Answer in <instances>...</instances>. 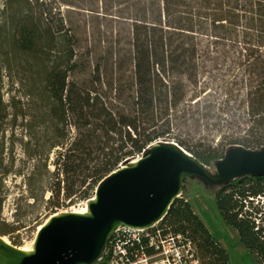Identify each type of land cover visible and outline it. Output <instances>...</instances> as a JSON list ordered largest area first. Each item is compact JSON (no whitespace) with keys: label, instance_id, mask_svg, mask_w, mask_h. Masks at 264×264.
Masks as SVG:
<instances>
[{"label":"trees","instance_id":"1","mask_svg":"<svg viewBox=\"0 0 264 264\" xmlns=\"http://www.w3.org/2000/svg\"><path fill=\"white\" fill-rule=\"evenodd\" d=\"M139 10L133 23V100L125 112L112 107L109 90L113 89V79L100 74L99 69L88 84L70 79L76 70V53L64 26L49 24L47 0H4L0 84L6 76L9 92L19 84L24 96L37 98L38 110L27 129L30 142L34 140L35 148H40L30 155L42 162L48 178H59V193L65 190L73 202L92 197L100 182L124 162L147 154L152 144L171 137V124L168 119L163 121L161 109L167 103L163 80L167 29L264 45V0H140ZM10 107L16 110V118L22 114V101L12 95L6 102L0 89V187L8 174L1 132ZM69 125L76 128L73 139L66 131ZM242 144L261 150L264 139ZM235 147H187V151L210 165ZM51 164L55 166L53 172ZM212 188L222 223L256 264H264V224L260 209L253 206L254 199L264 195V175H244ZM2 205L0 197V214ZM2 225V236L15 230L5 221ZM160 225L190 239L202 264H232L228 249L185 198L174 200Z\"/></svg>","mask_w":264,"mask_h":264},{"label":"rangeland","instance_id":"2","mask_svg":"<svg viewBox=\"0 0 264 264\" xmlns=\"http://www.w3.org/2000/svg\"><path fill=\"white\" fill-rule=\"evenodd\" d=\"M3 8L4 0H0V16ZM47 8L49 24L64 26L76 53V70L70 79L88 84L99 69L100 74L113 79L109 97L114 110L129 112L134 80L133 23L140 15V0H47ZM164 56L167 103L161 109L163 121L168 119L171 124L172 134L163 140L173 141L185 150H200L244 147L242 143L264 139V45L167 29ZM4 79L0 89L5 101L10 102L15 95L23 103L24 116L19 113L16 118V110L10 107L2 127L8 174L0 187V228L5 221L15 229L5 235L10 243L27 246L50 215L79 207L83 201H71L65 190L59 193V178H48L42 162L30 155L40 148H35L34 140L30 142L27 129L38 110V100L24 96L19 84L9 92L7 77ZM66 131L71 139L75 137L74 125L67 126ZM54 158L52 153L51 160ZM205 166L210 174L217 175L215 162ZM49 168L51 172L55 170L53 164ZM178 198L191 203L195 213L228 249L232 264H256L222 223L213 188L205 179L185 176ZM258 199H254L253 206L260 209L264 224V195Z\"/></svg>","mask_w":264,"mask_h":264},{"label":"water","instance_id":"3","mask_svg":"<svg viewBox=\"0 0 264 264\" xmlns=\"http://www.w3.org/2000/svg\"><path fill=\"white\" fill-rule=\"evenodd\" d=\"M122 164L95 190L91 214L69 213L53 217L36 234L35 252L24 254L2 246L4 264H93L109 234L119 223L132 227L161 221L179 197L185 176H198L209 185L225 184L245 174L264 175V148L242 146L215 162L212 175L190 152L170 140H160L135 165Z\"/></svg>","mask_w":264,"mask_h":264},{"label":"built area","instance_id":"4","mask_svg":"<svg viewBox=\"0 0 264 264\" xmlns=\"http://www.w3.org/2000/svg\"><path fill=\"white\" fill-rule=\"evenodd\" d=\"M93 264H201V261L190 239L156 223L146 229H114Z\"/></svg>","mask_w":264,"mask_h":264},{"label":"bare ground","instance_id":"5","mask_svg":"<svg viewBox=\"0 0 264 264\" xmlns=\"http://www.w3.org/2000/svg\"><path fill=\"white\" fill-rule=\"evenodd\" d=\"M137 161H138V157L133 158L131 160V162L129 163V165H135L137 163ZM95 200H96V194H94L92 197L83 201L79 207L73 208V209L68 210V211L57 212V213L50 215L43 224L39 225L38 230L41 229L45 224H47L53 217L67 215L69 213L80 214V215H90L91 214L90 204L93 203ZM156 223H158V221L154 222L152 224V226L155 225ZM122 227H132V226H129L125 223H119L115 226L114 229L122 228ZM147 227H150V226H147ZM147 227H135V228L136 229H146ZM35 244H36V236L30 245L13 246V247L17 251L22 252L24 254H33L35 252ZM3 245L4 246H11L12 244L10 243V241L5 236L0 235V264H4L6 262V256H5L4 251L2 249Z\"/></svg>","mask_w":264,"mask_h":264}]
</instances>
